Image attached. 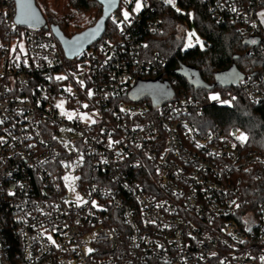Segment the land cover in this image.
Masks as SVG:
<instances>
[{
  "label": "built area",
  "instance_id": "built-area-1",
  "mask_svg": "<svg viewBox=\"0 0 264 264\" xmlns=\"http://www.w3.org/2000/svg\"><path fill=\"white\" fill-rule=\"evenodd\" d=\"M142 1L70 59L48 23L20 25L0 0V264H264V200L243 193L264 154L246 130L199 120L234 94L172 90L167 56L144 40L167 3ZM205 1L243 39L264 37V0ZM150 81L169 98L140 95ZM240 85L264 102V71Z\"/></svg>",
  "mask_w": 264,
  "mask_h": 264
},
{
  "label": "trees",
  "instance_id": "trees-1",
  "mask_svg": "<svg viewBox=\"0 0 264 264\" xmlns=\"http://www.w3.org/2000/svg\"><path fill=\"white\" fill-rule=\"evenodd\" d=\"M35 1L47 23L58 26L67 37L91 27L102 15V5L97 0H66L63 5L58 2L50 4L49 0ZM125 1L121 0L119 12ZM178 5L179 11L166 4L155 13L162 19L163 31L144 35L146 49L167 56L163 73L170 80L176 79L172 90L178 97L202 99L215 89L220 90L221 96L234 94L230 103L208 104L199 120L207 123L208 128L227 130L239 127L246 130L248 144L264 154V102L250 101L240 83L237 86L216 84L217 76L230 69L241 73L244 78L255 77L264 71V37L259 38L260 44L255 47V41L240 36L236 25L217 21L205 0H178ZM87 13H93L94 18L86 19ZM192 22L202 34L204 45L185 48V36ZM109 24L110 21L106 33H116L117 28L110 29ZM243 193L247 206L255 207L264 200V174L248 175Z\"/></svg>",
  "mask_w": 264,
  "mask_h": 264
},
{
  "label": "water",
  "instance_id": "water-1",
  "mask_svg": "<svg viewBox=\"0 0 264 264\" xmlns=\"http://www.w3.org/2000/svg\"><path fill=\"white\" fill-rule=\"evenodd\" d=\"M102 5V15L94 25L79 32L72 37L63 34L58 26L50 25L55 37L58 39L66 58H74L101 39L106 31V25L110 16L119 9L121 0H97ZM17 5L16 21L20 25L48 26L47 20L35 0H15ZM260 44L257 38L254 46ZM244 75L228 70L217 76L216 84L224 86H237L244 79ZM145 84L140 90L145 92ZM151 90V88H150ZM148 91V90H147Z\"/></svg>",
  "mask_w": 264,
  "mask_h": 264
},
{
  "label": "rangeland",
  "instance_id": "rangeland-1",
  "mask_svg": "<svg viewBox=\"0 0 264 264\" xmlns=\"http://www.w3.org/2000/svg\"><path fill=\"white\" fill-rule=\"evenodd\" d=\"M166 2V0H164ZM50 4H54V2H58V4H64V2H66V0H49ZM126 2V1H125ZM167 3V2H166ZM141 4L143 7V1L141 0ZM169 4V3H167ZM174 4L175 6H173L172 4H169L171 6H173L176 9H179V5H178V0H174ZM142 7L140 8V10L142 9ZM139 11H136V0H127L126 3H123L121 5V9L120 12L122 13V15L127 12L129 14V16L133 15V14H138ZM93 13H87L86 14V19L88 20H92L94 17L92 15ZM124 16V15H123ZM258 17L260 18L262 25L264 27V7L258 12ZM86 21V20H85ZM4 40L0 35V47L3 45ZM204 45L203 42V37L202 34L200 33V31L198 30L195 22H192L191 26L188 28L186 36H185V48L189 47V46H194V45ZM145 92H141L140 95L143 94H147L149 96H151L152 98H155L158 102L164 101L166 99L169 98L170 94H169V86L165 85V84H160L157 83L156 81H150L148 84H145ZM151 88V90H150ZM148 90V91H147ZM208 96L210 97H220L221 93L220 90L215 89L213 91H210L208 94ZM59 105H62V109H63V102H60ZM96 114V113H94ZM205 126H207V123L205 124Z\"/></svg>",
  "mask_w": 264,
  "mask_h": 264
},
{
  "label": "snow or ice",
  "instance_id": "snow-or-ice-1",
  "mask_svg": "<svg viewBox=\"0 0 264 264\" xmlns=\"http://www.w3.org/2000/svg\"><path fill=\"white\" fill-rule=\"evenodd\" d=\"M166 2L169 3V4H172L173 6H175L174 0H166ZM141 7H142L141 0H136V11H139ZM177 11H179V9H177ZM123 15L125 17V20H127L129 18V14L127 12H125ZM57 79H63V77H57ZM89 95H91V93H89ZM213 99H216V97H213ZM57 107H62V105H57ZM85 107H87V105H85ZM62 114L67 115L68 119H72L73 118V114L72 113H62ZM92 122L95 123V121H92ZM238 139H240L241 141H244L247 138L242 134L240 137H238ZM68 179H69V177H65V180H68ZM88 251H92V250L89 249Z\"/></svg>",
  "mask_w": 264,
  "mask_h": 264
}]
</instances>
